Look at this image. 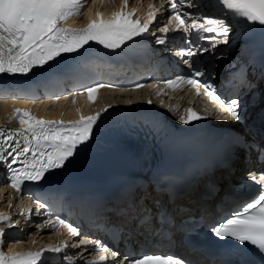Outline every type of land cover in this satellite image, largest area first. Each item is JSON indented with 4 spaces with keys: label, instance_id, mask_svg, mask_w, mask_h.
Returning <instances> with one entry per match:
<instances>
[{
    "label": "snow or ice",
    "instance_id": "obj_1",
    "mask_svg": "<svg viewBox=\"0 0 264 264\" xmlns=\"http://www.w3.org/2000/svg\"><path fill=\"white\" fill-rule=\"evenodd\" d=\"M87 0H0V74H28L36 67H43L56 61L63 54L77 53L85 49L90 42L102 46L107 50H122L128 42L134 41L149 32V24L155 19L153 12L149 13V20L141 23L140 19H133L135 9L124 11L128 0H122L120 11L113 12L110 17L97 12L95 18L89 17L88 24L83 28L64 27L63 24L73 16L80 15ZM185 0H172L169 5L170 20L176 21V30L191 28L196 33L206 32L211 35L207 38L211 47H215L217 37H227L230 33L231 22H243L248 25L258 24L264 26V0H214L215 11L219 17L210 18L199 16L192 18L191 14L181 12L180 8ZM189 7H195L189 4ZM151 7V6H150ZM191 18V24L187 23ZM161 31L167 33L165 25ZM167 37H157V43H165ZM226 42V41H225ZM190 43V42H189ZM199 52H208V48H201ZM197 51L191 47L182 49L178 55L193 57ZM184 63L192 69L190 76L180 75L176 79H169L164 83L173 89L187 84L197 88V96L201 95L199 89H204L203 95L209 97L211 102L218 103L229 113L233 120L240 118L238 98L225 100L219 95L215 87L207 82H201L197 77L204 73L194 69L190 59ZM113 87L110 83L95 82L80 90V94L87 93L89 101L95 99L99 89ZM134 88H143L144 84L137 83ZM160 94L159 92L157 93ZM151 101H149V104ZM105 108L103 111H107ZM15 119L18 120V130L0 127V162L6 164L8 169L9 185L17 192H23L21 187L26 182H39L45 178L50 170L60 169L73 157L78 150L86 147L91 139L94 125L101 118V112L90 116H81L79 120L68 122L38 119L30 112L16 109ZM187 118L181 121L188 124L202 117L192 108L185 109ZM10 158V160H9ZM19 164V167L14 165ZM252 182L259 186V194L242 208L232 214L231 218L212 229L219 238L231 237L239 244L248 243L264 253V173L257 178L256 173H249ZM39 208L46 205L37 198ZM21 215H26L21 213ZM0 222L9 227L15 226L12 218L0 213ZM18 223V221H17ZM46 224L56 228L64 226L71 229L74 236H78L79 229L67 224L65 220L57 217L55 223L46 221ZM5 229L0 226V245H3ZM93 241L80 240L76 246H84L87 250ZM97 252H110L112 264H184L178 258L165 255H143L140 258L129 259L120 253L99 246ZM67 245L49 246L40 251H25L6 253L0 249V264H44L46 253H60ZM70 264H74L71 257H65ZM108 257L100 255L98 260L86 261L85 264H105Z\"/></svg>",
    "mask_w": 264,
    "mask_h": 264
},
{
    "label": "bare ground",
    "instance_id": "obj_2",
    "mask_svg": "<svg viewBox=\"0 0 264 264\" xmlns=\"http://www.w3.org/2000/svg\"><path fill=\"white\" fill-rule=\"evenodd\" d=\"M111 1H114V0H111ZM139 94H140L139 92H127V93H125L122 96L115 97V95H113V94L108 95L107 93H105L104 95L100 96L99 100L95 104L89 105V106H87V108H88L89 111H96L100 107H102L104 104H109L111 101H114V102L123 101V99H128L129 96H135V97H137V96H139ZM184 95H186V94H184ZM56 106L59 107L58 104ZM11 107L12 106L10 104H7V103L0 105V122L2 121V118L4 116L6 118H7V116H9ZM19 107L26 108V105H22L21 104V105H19ZM85 107H86V105L84 103H80V104L75 105V109L76 110H78V109L80 110V109H83ZM56 110H57L56 113H54L52 111H50L49 113H47L46 112L47 111L46 104L45 105H42L41 103L37 104L35 106V109H34V111H39L38 112L39 116H43V115H46L47 114L49 117H53V116L61 117L64 114V112H65L66 109L64 107V108H59V109H56ZM71 116H72L71 111L65 112V114H64V117L65 118H70ZM234 130L238 132V127L235 128ZM246 131H247V127H246ZM248 132H249V135H251V133H250L249 130H248ZM263 145H264V140L257 139V144L255 145V148L256 149L255 150H254V148H250L249 149L250 152H249V156H248V162L245 165H243L242 163H240L241 165H237L235 160L232 161L231 165L233 166L235 164L234 167H235V169L237 171V172H234L235 174H231V172L228 171V170H222L221 171L220 174L224 177V178H221V179H224V180H222L223 183H224V185L230 184V182L232 183V180L234 178V175H237L238 173H240L241 172V169L243 167H246L247 169H252V167L255 168V166H252V165H256V163H257V160L255 158L256 155H254V154L257 153V155H258V151L259 150H261V149L264 150V146ZM253 150H254V152H253ZM238 152H240V151H238ZM252 153H253V159L250 160V157H251V154ZM236 157L240 159V154H236ZM240 162H241V160H240ZM229 169L231 170V167ZM253 170H255V169H253ZM209 183H217V184L221 185L219 183V180L216 179L215 177L210 182L205 181L203 184L208 185ZM177 190H178V192H180V189L177 188ZM5 191H7V189H4V187H2L0 189V195L2 193H4ZM227 191H228V194H226L225 196L227 198L228 197L229 198H232V196H231L232 193L229 192L230 190L227 189ZM211 193L212 192H210V194ZM4 194H7V192L4 193ZM203 194H205V192H203ZM214 197L215 196H211V195L207 196L206 200L202 201V204L193 207L192 210L188 213V215L191 216V217H193V214L196 213V212H198V211H201L202 214H205L204 213V210L210 209V207L212 206V203L214 202V199L216 198V197L215 198ZM236 199L237 200H235V201H244L247 198H245V196H240V197H237ZM221 202L222 201H218L217 204L221 205ZM215 204H216V200H215L214 205ZM9 205L13 207V204L11 202L9 203ZM21 207H23V206H21ZM112 207L113 208H116L117 207V204L113 205ZM4 211L7 212V208H5L3 206L2 208H0V213H3ZM9 216L10 217L12 216L11 213L9 214ZM172 216H173V214H172ZM127 218H131L130 217V213H127ZM28 231L30 232V229ZM31 234L34 235V234H36V232L35 233H31ZM46 235H49V234H47L46 232H42V236H46Z\"/></svg>",
    "mask_w": 264,
    "mask_h": 264
},
{
    "label": "rangeland",
    "instance_id": "obj_3",
    "mask_svg": "<svg viewBox=\"0 0 264 264\" xmlns=\"http://www.w3.org/2000/svg\"><path fill=\"white\" fill-rule=\"evenodd\" d=\"M1 189V188H0ZM4 193H6V192H4ZM4 193H2L1 195H0V208L1 207H3V206H6V204H7V200H11V197H10V195L7 193V194H4ZM19 205V204H18ZM198 215V214H197ZM197 215H196V217H197ZM30 229V232H34V229L35 228H29Z\"/></svg>",
    "mask_w": 264,
    "mask_h": 264
}]
</instances>
